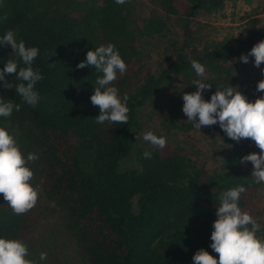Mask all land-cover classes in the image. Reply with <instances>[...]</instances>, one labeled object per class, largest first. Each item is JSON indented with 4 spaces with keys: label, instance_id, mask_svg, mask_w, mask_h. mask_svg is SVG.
I'll return each instance as SVG.
<instances>
[{
    "label": "trees",
    "instance_id": "trees-1",
    "mask_svg": "<svg viewBox=\"0 0 264 264\" xmlns=\"http://www.w3.org/2000/svg\"><path fill=\"white\" fill-rule=\"evenodd\" d=\"M224 1L146 0L150 6L141 12L143 0L123 5L115 0H0V18L7 16L0 19V38L11 30L17 42L37 48L32 67L44 77L35 85L41 99L34 108L15 93V74L5 76L13 89L0 82V99L21 104L19 112L0 117V127L14 137L25 159L29 153L38 156L26 164L33 173L29 184L38 192L35 206L15 215L0 194V239L26 244V259L34 264H192L199 249L218 259L209 245L220 193L244 186L238 206L257 221L256 236L264 240V182L251 175L250 162L240 163L245 155L260 153L254 141L225 139L217 165L206 168L179 145L157 149L130 139L143 128V106L148 107L145 119L159 128L190 130L182 96L196 91L193 80L211 85L202 94L206 102L227 86L236 87L248 102L264 95L256 90L264 77L251 71L254 58L239 61L264 40V22L256 18L264 12V0L251 8L231 42L228 35L202 42L191 26L199 11L219 12ZM170 16L180 39L170 40L169 53L151 71L145 47L154 36L165 35ZM109 43L127 65L112 85L129 97L127 124L95 122L99 108L90 96L102 73L94 66L76 67L88 51ZM8 60L24 66L10 46L0 45V71ZM193 60L204 65V76L192 69ZM249 84L258 97L250 94ZM208 127L214 135L225 134L218 125ZM145 151L151 159L144 158ZM128 159L133 164L122 168ZM41 253H47L46 260H40Z\"/></svg>",
    "mask_w": 264,
    "mask_h": 264
},
{
    "label": "clouds",
    "instance_id": "clouds-1",
    "mask_svg": "<svg viewBox=\"0 0 264 264\" xmlns=\"http://www.w3.org/2000/svg\"><path fill=\"white\" fill-rule=\"evenodd\" d=\"M129 0H115L118 5L128 3ZM0 19H7V16ZM0 45L10 46L12 53L19 57L24 65L20 67L16 61L8 60L0 71V82L5 89H13L11 83L5 81V76L15 74L19 83L15 86V93L23 104L36 107L41 97L35 90L37 82L44 79L39 70L32 65L38 56V49L26 47L24 41L17 42L15 33L9 30L2 38ZM249 57L254 58V67L260 68L264 63V40L255 44L250 52L241 55L239 61L248 63ZM94 66L102 76L96 79V85L90 101L98 106L99 115L94 120L98 124L107 122L127 124L129 97L120 96L117 87L112 86L117 80V73L121 76L127 71V65L121 58L116 47L109 43L101 45L86 53L85 61L77 64V69ZM191 67L198 76H204V65L193 60ZM264 76V69H261ZM196 91L183 94L182 112L199 130L202 126L218 125L226 136L239 143L243 139H251L260 149L259 154H248L241 158L243 165L250 162L253 166L251 175L257 183L264 182V95L255 102H248L236 87L227 86L221 91H215L210 101L203 99V92L211 89V85L193 80ZM258 92L264 93V80L256 86ZM19 112L21 104L0 99V117L8 118L13 111ZM143 140L157 149L166 146L165 137H157L151 131L144 133ZM151 152L145 151V159H151ZM38 156L29 153L25 159L16 140L5 128L0 127V194L13 210L15 215H21L32 209L38 199V192L29 181L33 177L32 171L26 166L34 162ZM246 191L244 186L223 191L220 193V205L216 207V220L212 224L213 231L209 247L218 254L214 259L204 249H199L192 257V264H264V240L258 239L256 233L260 225L248 213L242 212L238 206L240 195ZM29 255L27 245L18 240L0 239V264H34L26 259ZM47 253L40 254V260H46Z\"/></svg>",
    "mask_w": 264,
    "mask_h": 264
},
{
    "label": "rangeland",
    "instance_id": "rangeland-1",
    "mask_svg": "<svg viewBox=\"0 0 264 264\" xmlns=\"http://www.w3.org/2000/svg\"><path fill=\"white\" fill-rule=\"evenodd\" d=\"M143 8L140 7L141 12L148 10V3L143 0ZM262 0H251L250 4H245L242 0H225L223 7L219 12L204 14L199 11L192 17L191 26L197 28L198 35L202 42L217 41L228 35L230 42L232 37H237L240 33L243 21L247 19L251 8L256 6ZM256 18L259 22H264V12H258ZM172 39H180V31L178 23L174 16L166 18V32L164 36H154L145 47V66L149 70H154L158 61L169 53V42ZM251 71L261 75V69H264V63L260 68L254 67V60H252ZM264 77V76H263ZM176 88L182 89V83L175 81L173 83ZM185 87V86H184ZM186 88V87H185ZM141 119L145 120L142 130L131 133L130 139L133 145L148 143L143 140L144 133L151 131L157 137L166 138V147L172 148L179 145L182 147L198 165H203L206 168H211L217 165L218 155L223 152L227 144L224 142L228 139L226 134L217 136L213 134L212 128L202 126L199 130L192 127L186 132H175L174 130H163L159 128L157 122L146 120L145 116L148 114V107L143 106L139 108ZM231 140V139H230ZM232 141V140H231ZM150 144V143H149ZM133 163L128 159L121 162V167L126 168ZM264 196V195H263ZM256 198L258 196L256 194ZM264 205V197L262 198Z\"/></svg>",
    "mask_w": 264,
    "mask_h": 264
},
{
    "label": "built area",
    "instance_id": "built-area-1",
    "mask_svg": "<svg viewBox=\"0 0 264 264\" xmlns=\"http://www.w3.org/2000/svg\"><path fill=\"white\" fill-rule=\"evenodd\" d=\"M249 86H250V89H249L250 94H251L252 96H254V97H258V93H257V91L252 87L251 84H249Z\"/></svg>",
    "mask_w": 264,
    "mask_h": 264
}]
</instances>
